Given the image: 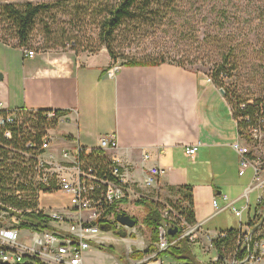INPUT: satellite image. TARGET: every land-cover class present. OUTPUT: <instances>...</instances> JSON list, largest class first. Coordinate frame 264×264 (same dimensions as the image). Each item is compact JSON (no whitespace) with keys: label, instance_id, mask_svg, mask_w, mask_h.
<instances>
[{"label":"crops","instance_id":"obj_1","mask_svg":"<svg viewBox=\"0 0 264 264\" xmlns=\"http://www.w3.org/2000/svg\"><path fill=\"white\" fill-rule=\"evenodd\" d=\"M12 47L0 40L3 110H73L70 121L56 129L60 147L54 146V141L51 144V151L59 157L62 150H68L66 147L74 153L78 144L88 150L100 149V139L114 135L118 147L103 151L108 160H119L129 182L128 193L143 200L134 205V211L143 214L137 220L144 219L149 204L159 205L162 224L164 214L177 204L190 209L199 226L196 241L189 243L197 264H208L215 255L206 250L218 234L242 223L248 229L254 210L246 211L240 219L233 209H223L226 202L222 196L239 199L253 172L241 167L232 148L242 137L221 89L196 72L169 63L123 65L112 78L108 70L117 64L108 52L51 50L27 58L21 49ZM193 147L196 154L192 159L187 150ZM153 166L165 173L147 187L145 178ZM188 191L189 203L183 193ZM44 199L51 202L43 204ZM214 199L223 210L215 208ZM241 202L242 206L243 199L235 206L239 208ZM39 203L41 208H55L71 219L77 218L65 192L42 194ZM119 210L127 214L125 209ZM114 235L117 238L104 237L121 252L118 247L131 238ZM104 255L91 246L84 252L83 264L120 263L116 255ZM155 260L176 264L167 258Z\"/></svg>","mask_w":264,"mask_h":264},{"label":"built area","instance_id":"obj_2","mask_svg":"<svg viewBox=\"0 0 264 264\" xmlns=\"http://www.w3.org/2000/svg\"><path fill=\"white\" fill-rule=\"evenodd\" d=\"M21 51L27 58H34L36 52L33 49L22 47ZM120 66L114 65L108 70L109 77H115ZM211 83V79H207ZM254 101H250L252 104ZM248 104V105H249ZM240 110H247L245 104H241ZM264 107L260 111L248 112L238 117L246 124L248 138H242L232 144L233 150L239 155L242 168H250L253 172L252 179L244 190L242 197L231 200L227 195L222 196L226 202L223 209L231 208L238 218H242L246 211L254 210L253 218L248 223V229L240 224L242 234L238 238L239 245L245 246L249 241L255 239L253 251L245 254L246 264H264V223L257 235L251 234L252 228L264 219ZM234 111V109H232ZM0 111H3L0 103ZM71 111L58 113L57 110H27L18 108L0 114V135L11 139L13 134L9 126L22 129H31L39 121H45L50 126L43 129L42 144L39 147L40 153L36 155L37 167L34 180L41 185L40 196L46 193L65 192L69 196L70 210L77 213L76 219L67 217L64 213L55 208H39L33 216L13 209H0V264H83L84 252L92 243L104 244L106 237L99 236L101 228L96 222L105 220L107 224H115L119 230L125 228L117 222V214L120 210L106 214L107 208L125 199L129 192L127 176L121 171L119 160L111 162V176L100 178L91 170H85L83 165L84 157L93 153V150L77 145L74 153L62 150L60 157L51 151V144L56 136V129L61 123H67L71 118ZM75 112V110H74ZM56 126V127H55ZM21 130V129H18ZM27 147H36L32 142L26 143ZM117 138L105 136L100 139V149L109 150L118 147ZM1 146V143H0ZM29 156V153H24ZM196 147L187 150V156L194 158ZM105 156V155H104ZM165 173V170L158 166L149 169L145 178V185L152 186L157 179ZM105 189L101 190V184ZM100 189V192L97 190ZM256 193L254 205L251 202V195ZM244 200L245 205L241 209L235 205L239 200ZM213 205L218 210V201L213 200ZM18 213L19 216H16ZM84 214V215H83ZM166 220L159 228L158 252H162L171 246H175L181 238L189 243L197 239L199 226L189 224L177 211L169 209L165 214ZM25 218V219H24ZM255 225H251V222ZM95 222V223H94ZM252 224V223H251ZM254 224V223H253ZM178 228L181 235L178 239L170 240L169 229ZM228 232H221L209 242L207 252H215L208 264H240L237 253L230 254L215 247L217 239L226 238ZM157 253L145 257L136 262H122L123 264H161L159 260H153ZM227 257V258H226ZM115 264H121L115 263Z\"/></svg>","mask_w":264,"mask_h":264},{"label":"trees","instance_id":"obj_3","mask_svg":"<svg viewBox=\"0 0 264 264\" xmlns=\"http://www.w3.org/2000/svg\"><path fill=\"white\" fill-rule=\"evenodd\" d=\"M4 1L7 0H0L1 41L19 49L22 47L32 49L33 31L38 19L43 16H51L52 23L50 25L49 23H45L44 26L45 28L49 27V29H47L52 31V33L50 34L49 40L47 41L46 39L42 45L44 48L52 46V49H38L35 52L58 50L59 48L57 47H65L69 50L72 49L75 52H80L76 51L75 47L77 43L82 44L84 38L80 37L79 39L74 30L53 29L52 25L57 21L55 16L58 11L62 15L69 17L70 21L74 22V25L79 23L80 20H84L92 15L98 19L97 23L99 24L100 29V42L102 45L106 46L108 54L114 62H116L119 57L114 53L112 46L115 42L116 33L121 27L127 23L142 25H149L150 21H158L161 23L168 17L170 11L175 7L174 4H172L175 0H58L53 3L42 4L24 2L21 6ZM3 25L9 26L12 30V34L18 40L17 43L12 44L10 40L7 39V27L5 28ZM98 51L99 50L96 49L88 52L96 53ZM173 51L175 50L166 49L163 52L150 57L148 60H128L124 66H159L161 64L169 63L191 70L188 65L202 63L208 57V54L201 50H194L191 53L185 54L176 51V53H174ZM225 66L226 65L224 64L215 63L213 67L212 81L219 89L223 88L224 77H229L228 70L225 69ZM224 90L226 99L232 109H234L233 113L238 123L239 135L246 139L248 138L246 124L238 120V117H242L247 111H260L261 106L264 107V101H254L252 104H249L250 100L237 101L233 96L230 95L229 97L227 90ZM241 104L246 105V111L240 110L239 106ZM67 111L68 110H57L60 114ZM5 112L6 111L4 110L0 111V114ZM39 122V124H36L31 129L9 126V129L12 130L13 134L11 139L5 138L2 134L0 135V209H13L33 216L34 212L39 208V191L41 185L34 180L37 170L36 155L40 153L39 147L42 144L43 129L48 125L45 121ZM28 142H32L36 147H27L26 143ZM24 153H29V156L26 157ZM104 155L105 153L103 150L96 149L93 150V153L89 156H82L84 157L83 165L85 170H91L100 178L113 177L111 176V162ZM100 186L101 190L106 187L103 183ZM98 191L100 192V189L97 190V192ZM183 193H185L186 201L189 203L190 200L191 202V193L189 191ZM123 202H126V200L123 199L121 202H117L112 207L107 208L106 214L119 209L120 203ZM136 202L141 203L143 200L140 199ZM175 208L179 210V213L189 224H196L194 214L190 209H184L182 206L177 205ZM122 213L124 212L120 211L117 215ZM131 217L136 220V226H138L139 221L134 216ZM142 222L149 232V246L143 251H132L130 255L131 259L139 261L147 256L157 253L155 258H167L178 264H197L195 257L191 254L189 242L183 238L179 239L175 246H171L162 252H158L156 244L159 241V228L162 225L158 204L155 206H152V204L148 205V212ZM251 223L250 226L255 225L254 221ZM96 224L104 229V231H114L122 237H133V234H127L125 228L118 230L115 224H107L105 220H98ZM241 234L242 230L240 228L232 229L228 231L226 238L215 240L214 245L217 249L223 250L227 253V257H229L230 254L237 253L240 256L236 259L243 260L244 257L242 256L248 253V247L239 245L238 238ZM180 235L181 231L174 236H171L170 240L178 239ZM92 246L116 255L118 259L125 260L123 262L128 261L126 260L128 258L121 252H117L112 245L104 246L102 244L92 243Z\"/></svg>","mask_w":264,"mask_h":264},{"label":"rangeland","instance_id":"obj_4","mask_svg":"<svg viewBox=\"0 0 264 264\" xmlns=\"http://www.w3.org/2000/svg\"><path fill=\"white\" fill-rule=\"evenodd\" d=\"M56 1L58 0H7L4 2L21 6L24 2L42 4ZM172 4L175 9L173 8V11L171 10L168 17L161 23L158 21H150L149 25L127 23L117 31L112 46L114 53L119 57L115 63L121 67L128 60H148L166 49H172L181 54L201 50L208 54V57L202 63L188 65L191 71L196 72L202 79L212 80L215 63L224 64L229 77H224L222 90L226 89L229 97L231 95L237 101H264V0H175ZM51 18V16H43L38 19L33 31L31 46L33 50L52 49V46L44 48L42 45L46 39L49 40L52 33L48 30L49 27L47 29L44 26L45 23L49 25L52 23ZM55 19L57 21L53 23V29H71L76 31L79 39L84 38L82 44L77 43L76 51L88 52L98 49L96 53L108 52L106 46L100 42V29L96 17L91 15L74 25L69 17L58 11ZM3 26L7 27V36L5 35L7 39L12 44L17 43L18 40L9 26ZM57 48L59 51H74L65 47ZM12 49L14 50V47ZM175 51L173 52L176 53ZM59 142L61 140L56 137L54 146L60 147ZM66 149L71 150L67 147ZM256 195V193L251 195L253 205ZM138 199L137 194L127 193L126 202L120 205L119 209H125L128 215L141 219L143 216L141 210L134 211V205ZM49 202H51L49 199L43 200V204ZM244 205L245 202L239 208ZM173 210L179 212L175 207ZM15 215L19 216L18 213ZM138 221L139 224L133 228V231L126 229L127 234L130 232L133 237L128 236L131 239L124 241V245L118 247L122 253H125L127 262H136L130 257L132 251H143L149 246V232L142 220ZM114 233L117 234L114 231L106 232L101 228L99 236L109 235L111 238H117ZM109 244L106 241L102 245L110 246ZM93 248L99 251V248L95 246ZM100 252L103 257L108 253L102 250ZM123 261L125 260L119 259L121 264Z\"/></svg>","mask_w":264,"mask_h":264},{"label":"water","instance_id":"obj_5","mask_svg":"<svg viewBox=\"0 0 264 264\" xmlns=\"http://www.w3.org/2000/svg\"><path fill=\"white\" fill-rule=\"evenodd\" d=\"M0 80H2V76L0 77ZM221 92L224 94V90L221 89ZM117 222L120 223L121 225L127 227V228H134L136 227V220L133 219L131 216L127 215L126 213H122L117 215ZM264 220H262L260 222V224L258 226H256L251 233H253L254 231L258 230L259 227L262 225ZM178 233V228H174V229H169L168 230V235L169 236H174L175 234ZM248 261V259L246 260V262ZM24 264H31V262H25ZM244 264V263H243Z\"/></svg>","mask_w":264,"mask_h":264},{"label":"bare ground","instance_id":"obj_6","mask_svg":"<svg viewBox=\"0 0 264 264\" xmlns=\"http://www.w3.org/2000/svg\"><path fill=\"white\" fill-rule=\"evenodd\" d=\"M26 48H27V47H26ZM247 134H248V132H247ZM116 220H117V219H116ZM262 220H264V219H262ZM262 220H261V221H262ZM261 221H260V222H261ZM260 222L257 223L256 226H258V225L260 224ZM263 223H264V221H263ZM263 223H262V225H263ZM262 225L259 227V229H261ZM256 226H255V227H256ZM255 227H254V228H255ZM134 228H135V227H134ZM254 228H252V230H253ZM259 229H258V230H259ZM258 230L254 231V232L251 233V234H253V235H257L258 238H259V235H260V233H261L262 230H259V231H258ZM257 231H258V232H257ZM251 232H252V231H251ZM255 232H257V233H255ZM258 238H257V239H258ZM254 240H255V239H253L252 241H249L248 244L245 245V246L248 247V253H250L251 251H253L254 243H255V242L253 243ZM252 243H253V245H252ZM236 260H238V259H236ZM243 260H244V259H243ZM243 260H238V261L240 262V264H243V263L246 264V261L242 263ZM248 260H249V259H248ZM247 262H248V261H247ZM172 264H175V263H172Z\"/></svg>","mask_w":264,"mask_h":264}]
</instances>
